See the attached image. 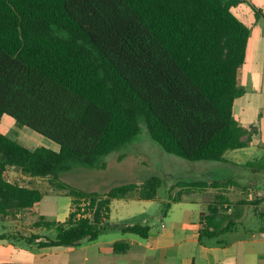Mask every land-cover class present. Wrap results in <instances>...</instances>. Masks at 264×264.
Listing matches in <instances>:
<instances>
[{"label": "trees", "instance_id": "obj_1", "mask_svg": "<svg viewBox=\"0 0 264 264\" xmlns=\"http://www.w3.org/2000/svg\"><path fill=\"white\" fill-rule=\"evenodd\" d=\"M236 3L0 0V123L9 117L58 147H29L0 130V218L16 219L44 197L36 188L10 182L9 168L49 177L72 198L65 223L40 217L34 224L54 227V239L23 237L42 249L96 240L109 225L114 200L135 194L156 199L162 186L157 176L105 196L57 178L72 164L104 168L99 158L132 142L141 121L166 153L187 161L222 162L229 151L245 148L246 131L233 108L243 94L240 74L250 29L232 12ZM123 231L147 238L150 228ZM8 237L0 234V240ZM126 248L116 244L114 251Z\"/></svg>", "mask_w": 264, "mask_h": 264}, {"label": "crops", "instance_id": "obj_2", "mask_svg": "<svg viewBox=\"0 0 264 264\" xmlns=\"http://www.w3.org/2000/svg\"><path fill=\"white\" fill-rule=\"evenodd\" d=\"M232 12L250 29V35L240 74L243 94L233 108L235 121L246 131L243 140L247 146L229 151L225 161L217 162L219 167L230 170L229 175L214 174L196 181L208 185L193 188L177 202L172 198L167 208L150 216L148 207L157 198L114 200L108 227L100 231L96 240L85 239L75 247L42 249L23 239L32 235L40 236V241L54 239L49 235L56 232L54 227L34 226L27 234L2 231L0 234L9 237L0 240V264H264V224L255 225L253 218L260 215L264 205V189L260 187H264V176L257 175L261 166H252L257 159L264 162V0H237ZM22 130L27 136L37 134ZM24 144L37 147L30 141ZM49 148L58 150L55 144ZM249 167L250 175L244 176L240 169ZM52 190L61 191L56 187ZM44 197L30 211L41 212L39 218L48 222L65 223L72 211V198L65 213L50 217L42 209ZM138 205L144 208L136 213ZM116 207L119 212L114 214ZM135 225L148 226V237L123 231ZM226 229V233L210 237ZM116 244L127 248L115 252Z\"/></svg>", "mask_w": 264, "mask_h": 264}, {"label": "rangeland", "instance_id": "obj_3", "mask_svg": "<svg viewBox=\"0 0 264 264\" xmlns=\"http://www.w3.org/2000/svg\"><path fill=\"white\" fill-rule=\"evenodd\" d=\"M140 126L141 131L132 142L123 145L107 156L99 158L98 163L99 165L104 164V168H88L79 164H72L70 170L58 173V181L80 191L105 196L115 187L128 184H136L141 187L149 178L157 176L162 180V186L158 190L156 201L150 203L151 205L148 207L147 212L150 216L167 208L168 202L172 198H178L193 190L186 184L209 179L214 174L227 175L230 173L229 169H223L221 165L219 167L217 162H191L166 153L161 146L151 139L143 121L140 122ZM0 130L8 136L22 141L23 144L25 141H30L32 146L51 147L54 145L52 141L43 136L37 134L27 136L11 118L3 119L0 123ZM262 163L261 159H257L252 166L259 168ZM214 166L218 167L214 169ZM251 169L252 167L240 170L243 171L244 176H249ZM260 170L257 175L259 177L264 176V168ZM6 178L23 186L40 189L45 194L42 209L50 217H57V213H65L69 207L70 197L64 192L53 191L52 189L55 187L51 185L49 177L33 178L24 174L20 169L9 168L6 172ZM256 187L259 186L256 185ZM260 187L262 190L264 189L263 186L260 185ZM137 195L135 194L136 197ZM142 208L144 205H138L136 213H139ZM118 212V208H114V214ZM40 214L41 212L33 213L28 210L16 219L0 218V232L18 231L27 234L40 220ZM259 214L264 218V205L259 209ZM260 215H253L257 226L264 224ZM137 219H141V216H138ZM49 235L55 238L56 232H51Z\"/></svg>", "mask_w": 264, "mask_h": 264}, {"label": "built area", "instance_id": "obj_4", "mask_svg": "<svg viewBox=\"0 0 264 264\" xmlns=\"http://www.w3.org/2000/svg\"><path fill=\"white\" fill-rule=\"evenodd\" d=\"M252 195H255V194L252 193Z\"/></svg>", "mask_w": 264, "mask_h": 264}]
</instances>
